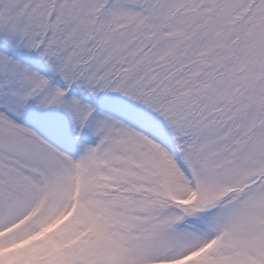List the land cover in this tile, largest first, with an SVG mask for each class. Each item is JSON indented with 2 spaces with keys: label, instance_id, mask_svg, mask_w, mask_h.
<instances>
[{
  "label": "snow or ice",
  "instance_id": "1",
  "mask_svg": "<svg viewBox=\"0 0 264 264\" xmlns=\"http://www.w3.org/2000/svg\"><path fill=\"white\" fill-rule=\"evenodd\" d=\"M0 264H264V0H0Z\"/></svg>",
  "mask_w": 264,
  "mask_h": 264
}]
</instances>
